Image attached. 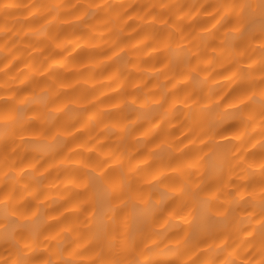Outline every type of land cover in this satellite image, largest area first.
I'll use <instances>...</instances> for the list:
<instances>
[{
  "label": "clouds",
  "instance_id": "1",
  "mask_svg": "<svg viewBox=\"0 0 264 264\" xmlns=\"http://www.w3.org/2000/svg\"><path fill=\"white\" fill-rule=\"evenodd\" d=\"M0 264H264V0H0Z\"/></svg>",
  "mask_w": 264,
  "mask_h": 264
}]
</instances>
